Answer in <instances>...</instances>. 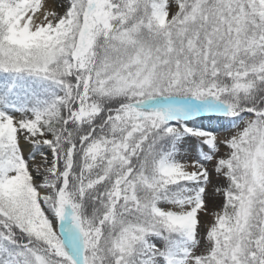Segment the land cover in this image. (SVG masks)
Listing matches in <instances>:
<instances>
[{
    "label": "snow or ice",
    "instance_id": "1",
    "mask_svg": "<svg viewBox=\"0 0 264 264\" xmlns=\"http://www.w3.org/2000/svg\"><path fill=\"white\" fill-rule=\"evenodd\" d=\"M0 264H264V0H0Z\"/></svg>",
    "mask_w": 264,
    "mask_h": 264
},
{
    "label": "bare ground",
    "instance_id": "2",
    "mask_svg": "<svg viewBox=\"0 0 264 264\" xmlns=\"http://www.w3.org/2000/svg\"><path fill=\"white\" fill-rule=\"evenodd\" d=\"M194 153H192V152H189V155H193Z\"/></svg>",
    "mask_w": 264,
    "mask_h": 264
},
{
    "label": "rangeland",
    "instance_id": "3",
    "mask_svg": "<svg viewBox=\"0 0 264 264\" xmlns=\"http://www.w3.org/2000/svg\"><path fill=\"white\" fill-rule=\"evenodd\" d=\"M189 143L191 144V143H194V142L193 141H190Z\"/></svg>",
    "mask_w": 264,
    "mask_h": 264
}]
</instances>
